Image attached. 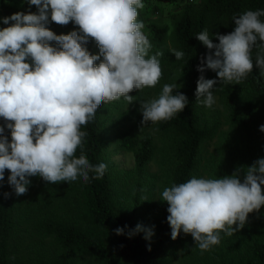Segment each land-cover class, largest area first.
I'll use <instances>...</instances> for the list:
<instances>
[{"label": "trees", "instance_id": "16d2710c", "mask_svg": "<svg viewBox=\"0 0 264 264\" xmlns=\"http://www.w3.org/2000/svg\"><path fill=\"white\" fill-rule=\"evenodd\" d=\"M11 9L19 22L0 19V81L10 85L25 62L35 80L18 101L17 130L0 129V264H17L12 241L31 194L27 213L39 216L32 234L51 238L64 255L38 254L27 264H80L76 255L91 264H203L201 241L219 264H264V167L241 173L233 187L257 223L255 236L227 231L228 208L212 205L179 233L202 147L214 134L200 111L216 74L224 71L243 93L244 117L231 110L229 119L244 142L255 113L264 112V0H185L176 10L153 0H67L63 10L54 5L52 27L42 10L31 20L22 5ZM156 85L170 104L154 119L147 105ZM34 94L49 97L41 109ZM151 129L171 135L172 145L167 196L157 205L138 177L132 182L135 171L119 173L108 154L112 147L132 153L141 173L156 151Z\"/></svg>", "mask_w": 264, "mask_h": 264}, {"label": "rangeland", "instance_id": "374dc122", "mask_svg": "<svg viewBox=\"0 0 264 264\" xmlns=\"http://www.w3.org/2000/svg\"><path fill=\"white\" fill-rule=\"evenodd\" d=\"M43 27H47V25ZM21 64L25 67L11 77L10 85L4 86L0 81V94L6 101V105L0 109V129L7 136H11L12 132L17 130L19 120L22 118V116H19L18 101L23 100L24 94L33 87L32 83L35 80L28 71L30 65L27 62ZM14 85L21 90L16 100L13 99L11 90ZM152 92V101L147 105L149 109L147 115L155 119V114L158 115L168 107L170 98L166 89L161 85L153 86ZM242 95L240 87L230 81L224 71L216 74L212 85V96L201 106L202 109L200 111L202 124L214 129V134L202 147L197 189L182 209V231L179 232L181 235L191 225L189 219L194 220L198 214L202 213L201 206L203 208L208 205H212V208L216 211H226L228 208L229 213L225 221L227 223L225 224L227 231H241V233L245 231L248 234L251 233L252 236L257 234V223L251 218V215L243 211L237 201L235 202L233 187L241 173L248 170L256 171L264 167V112L258 111L255 113L254 123L247 132L248 134L244 136L247 142H244L242 140V132L229 119L231 110L244 117L245 113L239 106V98ZM33 96L32 103L33 107L36 108L41 109L49 100L46 94H34ZM151 130L156 151L153 159L143 168L141 173L136 170L135 158L132 153L112 147L109 149L108 154L110 164L119 173L135 171L134 175L136 177L132 182H135L138 177L143 188L149 193H154V204L157 205L167 196V185L170 181L172 169V145L171 135L162 136L153 131L154 129ZM41 140L40 138L39 141ZM250 146L251 151L249 154L246 150ZM45 165L46 163L42 160L36 161V169H41L38 181L47 178V171L44 170ZM222 170L225 171L224 174ZM220 173H222L221 176H219ZM216 178L224 180L225 185L223 186L221 183L216 182ZM32 196L33 194L27 197L24 204H22L24 208L21 207L22 215H19V229L12 241L13 246H17L13 252L14 260L17 264H27L30 256L34 257L38 254L46 257L64 255V252L55 246L51 238L44 237L41 234L36 236L32 234L34 233L33 222L39 220L37 214L32 219L27 213L32 208L30 206L33 202ZM18 243L20 244L19 246ZM204 244L205 242L201 241L196 246L198 249L197 254L202 253L197 261L203 264H219V259L214 253L209 252L211 251L210 249H203ZM215 253L217 254L218 252L215 251ZM72 259L80 264H91L90 259L85 256L76 255Z\"/></svg>", "mask_w": 264, "mask_h": 264}, {"label": "crops", "instance_id": "0c3cea01", "mask_svg": "<svg viewBox=\"0 0 264 264\" xmlns=\"http://www.w3.org/2000/svg\"><path fill=\"white\" fill-rule=\"evenodd\" d=\"M162 10H176L185 0H153ZM14 5H22L25 10L24 16L29 14L31 20L36 16H40L42 10L43 17L48 21V25L52 27L56 24L57 17L52 13V9L57 8L63 10L67 7V0H0V19L5 20L10 26H16L19 22L17 10H8ZM27 23V22H26ZM42 27V22H40Z\"/></svg>", "mask_w": 264, "mask_h": 264}, {"label": "built area", "instance_id": "2783aa9c", "mask_svg": "<svg viewBox=\"0 0 264 264\" xmlns=\"http://www.w3.org/2000/svg\"><path fill=\"white\" fill-rule=\"evenodd\" d=\"M188 3H193L195 0H187Z\"/></svg>", "mask_w": 264, "mask_h": 264}]
</instances>
